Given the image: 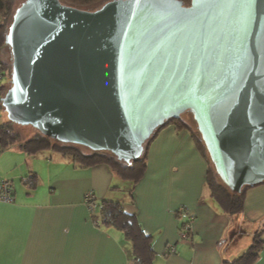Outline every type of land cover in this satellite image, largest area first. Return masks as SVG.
Returning <instances> with one entry per match:
<instances>
[{
	"label": "water",
	"instance_id": "95a60500",
	"mask_svg": "<svg viewBox=\"0 0 264 264\" xmlns=\"http://www.w3.org/2000/svg\"><path fill=\"white\" fill-rule=\"evenodd\" d=\"M5 44L11 122L131 163L190 113L231 191L264 182V0H23Z\"/></svg>",
	"mask_w": 264,
	"mask_h": 264
},
{
	"label": "crops",
	"instance_id": "0c3cea01",
	"mask_svg": "<svg viewBox=\"0 0 264 264\" xmlns=\"http://www.w3.org/2000/svg\"><path fill=\"white\" fill-rule=\"evenodd\" d=\"M207 167L190 132L174 124L150 141L145 172L131 195V185L123 188L124 179L105 164L80 166L50 149L3 150L0 178L11 181L14 198L0 202V264H130V243L121 231L92 220L86 194L97 204L118 201L135 215L151 237L153 264L232 261L263 229L264 184L248 188L243 211L228 215L210 196ZM31 175L34 188L24 181ZM179 207L192 215L187 239L179 233ZM254 264H264V246Z\"/></svg>",
	"mask_w": 264,
	"mask_h": 264
},
{
	"label": "trees",
	"instance_id": "16d2710c",
	"mask_svg": "<svg viewBox=\"0 0 264 264\" xmlns=\"http://www.w3.org/2000/svg\"><path fill=\"white\" fill-rule=\"evenodd\" d=\"M61 1L69 5L92 9L99 6L106 0ZM182 1L185 4H189L190 2V0ZM15 8V0H0V68L6 72L8 77L10 73L11 61L8 46L5 44V34ZM3 48H6L7 50V62H4L1 58V51ZM6 85L7 83L0 88L2 95H4L6 89L8 88ZM0 106L2 107L1 102ZM182 116L178 119H169L161 127H159L151 135V137L144 142L143 152L139 159L132 161L131 163H126L117 159V157L109 151H92L81 145L59 142L41 134L34 128L33 129L35 130V133L32 136L26 139L22 138L21 135L14 129L16 124L8 120V118L5 122L0 124V152L12 146H18L23 152L28 154H32L44 149H50L62 155L72 157L73 160L80 164V166L86 167L105 164L110 167L113 172L120 176V178L131 182V188L128 191L131 195L135 184L142 178L145 172L147 146L149 145L150 141L163 127L168 124H174L177 129L185 128L190 132V135L194 139L197 148L207 158L208 167L205 175V183L210 192L211 198L226 214H239L241 211H243L245 192L252 186H243L240 192L231 191L218 177L199 132H196L186 121H184ZM211 165L214 171L211 170ZM24 181L32 188L36 186V179L34 175L26 177ZM260 184H264V182ZM88 198L86 199L87 205L93 207V211L91 212L92 220L98 225L101 224L105 226H111L121 231L124 238L130 243V264H153L154 252L151 249V237L143 232L135 215L126 213L123 210L121 203L118 201L104 199L101 200L99 204H97L94 199ZM96 207L98 210H96ZM176 213L179 218L183 216V213L185 214V212L181 213L178 210ZM187 222L188 221L181 220L179 227V233L181 234V232H183L185 234V237H182L183 239L190 237L189 231H183V226ZM263 233L264 223L263 229L254 233L252 242L246 248V250L232 261H224L223 264H254L259 258L260 252L264 246Z\"/></svg>",
	"mask_w": 264,
	"mask_h": 264
},
{
	"label": "built area",
	"instance_id": "2783aa9c",
	"mask_svg": "<svg viewBox=\"0 0 264 264\" xmlns=\"http://www.w3.org/2000/svg\"><path fill=\"white\" fill-rule=\"evenodd\" d=\"M6 83H9V77L6 74V72L0 68V88L5 85ZM2 94L0 92V102H1V98H2ZM13 186L10 182V180L6 179V178H0V202H12L13 201ZM89 197V198H88ZM91 199V195L90 194H86L85 199ZM89 210L92 212L93 211V207L92 206H88ZM178 211L183 213L185 212V214L183 213V215L187 216L189 220L192 219V215L189 214L186 209L184 207H179ZM191 223V221H190ZM190 223L187 222L184 224L183 226V231H189L190 232ZM181 237H185V234L183 232H181ZM173 247L170 246L169 251H172Z\"/></svg>",
	"mask_w": 264,
	"mask_h": 264
},
{
	"label": "rangeland",
	"instance_id": "374dc122",
	"mask_svg": "<svg viewBox=\"0 0 264 264\" xmlns=\"http://www.w3.org/2000/svg\"><path fill=\"white\" fill-rule=\"evenodd\" d=\"M23 0H15V5L16 7L22 2ZM1 54H2V59L4 62H7L8 61V54H7V50L6 48H3V50L1 51ZM10 84V83H9ZM9 84L7 83V87L9 86ZM182 119L184 121H186L196 132H197V129H196V124L192 118V115L190 113H184L183 116H182ZM7 120V117H6V113L4 112V109L3 107L0 106V124L2 122H5ZM14 129L21 135L22 138H28L30 136H32L34 133H35V130L31 127V126H22V125H18L16 124L14 126ZM211 170H213L212 168V165H211ZM214 171V170H213ZM120 177V176H119ZM123 188L127 189L130 187V183L128 184L125 180H121V182H123ZM129 186V187H128ZM121 188V189H123ZM124 189V190H125ZM128 192V191H127ZM126 191H124V193L128 194ZM181 220L183 221H188L190 223V220L188 219L187 216L183 215L181 216ZM192 220V219H191ZM191 224V223H190ZM191 232V231H190Z\"/></svg>",
	"mask_w": 264,
	"mask_h": 264
}]
</instances>
